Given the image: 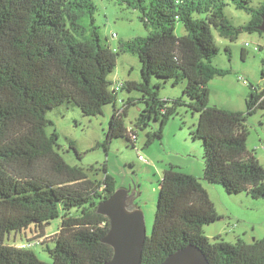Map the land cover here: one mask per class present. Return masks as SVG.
I'll return each instance as SVG.
<instances>
[{"label": "trees", "instance_id": "16d2710c", "mask_svg": "<svg viewBox=\"0 0 264 264\" xmlns=\"http://www.w3.org/2000/svg\"><path fill=\"white\" fill-rule=\"evenodd\" d=\"M140 11L147 36L121 39L116 50L106 46L95 31V0H0V264H104L114 248L102 242L110 218L97 212V205L117 189L116 179L104 164L105 176L90 177L94 165H70L56 148L59 139L46 126L54 123L49 111L75 104L85 116L103 113L116 104L113 73L122 53H135L142 64L141 81L127 80L125 88L142 93L129 96L123 110L115 108L106 140L109 147L118 137L135 146L137 130L161 121L148 130L146 144L163 138L164 127L182 105L199 114L193 139L203 142V176L185 173L175 165L165 169L161 180L152 235L145 241L143 264H158L178 248L196 244L210 264H264V238L235 244L216 237L211 240L204 226L222 219L204 184L222 186L231 195L247 192L264 198V166L248 150L247 120L264 110V86L246 99V111L211 106L209 83L226 76L230 69L214 65L219 45L214 28L233 40L244 30L263 33L264 1L258 8L250 0H113ZM252 13L237 28L226 7ZM88 15L92 37L77 40L70 31L83 27ZM186 33L177 36V22ZM228 53L231 51L227 48ZM264 77V67L262 68ZM175 86L186 80L185 96L160 98V83ZM140 101L135 128H128L127 109ZM78 157L82 154L77 150ZM75 212V213H74ZM61 219L58 233L46 245L47 261L30 248L6 244L15 231L34 226L45 231L51 220Z\"/></svg>", "mask_w": 264, "mask_h": 264}, {"label": "rangeland", "instance_id": "374dc122", "mask_svg": "<svg viewBox=\"0 0 264 264\" xmlns=\"http://www.w3.org/2000/svg\"><path fill=\"white\" fill-rule=\"evenodd\" d=\"M264 0H250L253 8H258ZM98 11L95 13V31L106 46L116 50L121 39L128 40L135 36L145 37L149 30L140 20V11L118 4L113 0H95ZM227 17L237 27L241 28L251 19L252 13L238 9L233 3L226 7ZM83 27L76 29L70 25V31L77 40H86L92 37L94 26L90 17L84 16L80 20ZM186 27L182 22H177L175 33L182 36L186 33ZM219 50L212 59L214 65L223 69H230L226 76H216L209 83L211 94L209 104L222 108H232L236 111H246V99L264 86L262 68L264 67V32L242 31L237 38L220 35V31L214 28ZM249 42V44H247ZM227 48L230 49L229 54ZM135 53H121L111 80H117L124 84L119 90L117 103L109 104L98 116L88 117L83 114L80 107L75 104H67L63 107L49 111L50 118L54 121L48 124V133L54 130L58 133L56 150L72 166H84L90 171L92 180L99 181L104 178V164L108 166V172L117 181V188H130L136 192L135 202L145 215L147 233L152 235L155 223L156 207L158 206L161 180L164 171L170 165H175L185 173L203 176L204 150L200 139H193L191 131L197 127L199 114L190 107L182 105L177 113L168 119L164 127L163 138L153 143L146 144L148 130H156L161 126V121H150V126L138 131V140L133 146L125 137L115 138L109 147L98 142L106 140V133L110 125V119L115 108L123 110L126 99L131 96L141 99L142 93L137 89L129 92L125 88L127 80L141 81L142 64ZM160 83V98L169 100L185 96L186 80L173 85L171 80ZM254 88V89H253ZM145 103L140 101L127 109L125 117L126 126L135 128L140 110ZM247 127L248 150L264 166V110L259 109L248 117ZM136 129V128H135ZM77 150L82 154L78 157ZM143 157V158H142ZM200 176V177H201ZM207 186L210 198L214 201L216 211L222 215V219L204 226L205 234L215 241L216 237L235 244L239 238L245 243H252L264 238V198H252L247 192L231 195L222 186L215 184ZM75 213V212H74ZM61 219L51 220L47 229L43 232L34 226L27 230L15 231L6 237V244L19 248L34 249L40 258L50 261L51 257L46 245L52 243L54 236L59 231Z\"/></svg>", "mask_w": 264, "mask_h": 264}, {"label": "water", "instance_id": "95a60500", "mask_svg": "<svg viewBox=\"0 0 264 264\" xmlns=\"http://www.w3.org/2000/svg\"><path fill=\"white\" fill-rule=\"evenodd\" d=\"M260 29L264 31V17ZM136 192L117 188L97 205V212L110 218V228L102 242L114 248L112 257L104 264H143L142 255L148 238L144 212L135 202ZM158 264H210L196 245L178 248Z\"/></svg>", "mask_w": 264, "mask_h": 264}, {"label": "built area", "instance_id": "2783aa9c", "mask_svg": "<svg viewBox=\"0 0 264 264\" xmlns=\"http://www.w3.org/2000/svg\"><path fill=\"white\" fill-rule=\"evenodd\" d=\"M249 44V42L247 43ZM124 87V84H122L121 82H118L117 80H114V85L113 88L118 92L119 90H122V88ZM134 139L137 141L138 137L136 135H133ZM143 158V157H142Z\"/></svg>", "mask_w": 264, "mask_h": 264}, {"label": "crops", "instance_id": "0c3cea01", "mask_svg": "<svg viewBox=\"0 0 264 264\" xmlns=\"http://www.w3.org/2000/svg\"><path fill=\"white\" fill-rule=\"evenodd\" d=\"M200 176H201V174H200ZM200 176H199V177H200ZM206 188H207V186H206ZM46 229H47V228H46Z\"/></svg>", "mask_w": 264, "mask_h": 264}]
</instances>
